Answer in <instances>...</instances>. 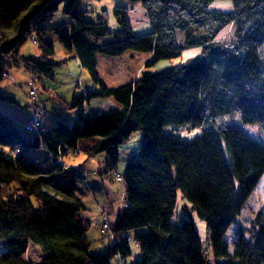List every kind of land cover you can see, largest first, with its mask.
<instances>
[{"label": "trees", "instance_id": "trees-1", "mask_svg": "<svg viewBox=\"0 0 264 264\" xmlns=\"http://www.w3.org/2000/svg\"><path fill=\"white\" fill-rule=\"evenodd\" d=\"M131 1L140 3L150 33L133 34L121 7L112 10L118 30L111 32L104 9L95 22L85 20L81 0H0V82L19 64L33 78L53 80V71L65 59L54 60L52 43L42 40L48 31L42 24L62 4L70 30H51L94 84L91 92L72 96L67 108L77 112L76 120H57L32 139L0 111V264H33L23 258L28 243L43 253L36 264H111L115 256L124 260L130 255L128 243L116 241L127 231L134 232L141 255L131 264H208L192 225L169 222L176 190L205 221L212 257L228 259L225 264H264V207L252 222L250 239L240 236L231 255L224 241L264 174V145L238 127L207 130L190 141L161 132L169 125L200 127L219 116L239 115L244 125H264V0H230L233 11L226 14L208 10L212 0ZM211 24L216 27L209 29ZM228 27L232 40L225 43L226 36L219 33ZM175 32L185 34L182 46L163 40L164 35L173 39ZM86 35H112L113 41L97 45L87 42ZM29 38L37 45V58L19 53ZM194 47L200 55L184 65L143 70L134 81L113 88L102 82L96 68V55L150 53L144 65L148 69ZM92 99H111L121 109L85 116L83 107ZM0 100L8 98L0 93ZM136 130H142L143 141L121 174L128 207L116 215L114 244L104 254H89L84 208L75 194L76 170L64 169L57 159L80 140L99 138L86 157L103 153L101 174L112 172L118 147ZM39 149L51 157L46 170L26 162L27 153Z\"/></svg>", "mask_w": 264, "mask_h": 264}, {"label": "rangeland", "instance_id": "rangeland-1", "mask_svg": "<svg viewBox=\"0 0 264 264\" xmlns=\"http://www.w3.org/2000/svg\"><path fill=\"white\" fill-rule=\"evenodd\" d=\"M128 4L129 0H81L80 10L85 12L84 18L86 21L95 22L101 17V11L104 9L106 11V17L108 19V26L111 30H114L115 26L117 27V24L112 13L113 8H127ZM130 5L131 4H129L128 6V14L130 23L133 27V31L137 34H146L150 27L145 14H140L139 12L133 13L130 8H134L135 6ZM136 8L138 11V7ZM206 8L208 10L218 11L224 14L233 11L232 2L230 0H212L208 2ZM136 16L139 17V19L135 20ZM70 26L71 20L63 13V6L62 4H60L52 19L42 24V27L48 30L42 37V40L52 43V45L56 46L57 48L59 45L57 36L51 29L59 28L60 32L66 33L69 32ZM215 27L216 25H208L209 29H214ZM195 34L196 37L199 38L202 35V32H195ZM219 36H226L223 42H231L232 37L230 34V27H228L227 29H222V31L219 33ZM85 37L87 42L95 43L97 45L107 44L113 41L112 35L105 36L103 38H94L90 35H86ZM163 40L167 43H170L172 40H174V42L178 46H182L185 40V34L181 32H175V34L173 35V39L170 35H164ZM36 49V43L29 38L20 47L19 53L22 56L27 57L32 55ZM200 53L201 50L198 47L184 49L180 52L179 56L171 59L159 60L148 69H145L144 65L151 59L150 53H136L127 51L119 60L112 59L114 57L96 55L98 59L97 72L99 73L102 81L105 82L106 86L108 88H113L119 86L118 84H121L122 82L125 83L126 81L132 80V76H135V74L136 76H138L139 73L143 70L155 73L166 68L182 66L190 58L198 57ZM262 58L263 59L261 60L264 63V52L262 54ZM57 59L58 57L56 55L54 60L57 61ZM106 59H111L112 61H107ZM64 68L65 66L55 69V73H57V79L54 81V83L51 81H46L42 77L33 78L24 71L21 64L11 68L0 82V93L8 98V100H0V111L9 116L19 126H21L23 122L29 120L26 124L28 125L32 117V111L38 108L48 113L52 110V108L57 109L59 107L60 114L58 116L60 117V119L66 122L71 120L70 114L67 113H70V111L74 110L64 107L60 102L56 101L55 98V95L60 96L56 93L57 91L61 93L66 89L64 83L65 81H67V77H65L66 74H64V71L66 69ZM80 72L81 77L80 75L75 76V81L76 83L79 82L80 85L84 86L85 84H88L90 82V77L85 70L82 69ZM131 73L132 75H130ZM42 81H46L44 87L41 85ZM47 83H49L50 85H55L57 90L55 91L54 87H48L49 85ZM31 91L33 92V94L30 93ZM46 126H52L50 119H47ZM223 127L241 128L248 136L264 145V125H244L239 115L231 118L223 116L208 118L206 124L200 127H194L190 123L164 126L162 127L161 132L163 135H173L174 137H177L183 141H190L195 137L200 136L207 130H214ZM141 138H143L142 130H136L130 134L128 139L129 141H137ZM96 155L104 154L98 153ZM34 159L37 161H41L40 153H35ZM95 162L97 163L98 161L96 160ZM107 181V183L111 185V180H109V178H107ZM113 189L115 188L113 187ZM123 192V190L120 191L118 189L113 191V194L111 196L114 207L112 211L113 213L109 215V219L112 225L114 224L116 210L121 209L125 202ZM263 207L264 174L255 185L250 196L241 208L239 215L235 218L233 224L230 226L224 236V241L228 246V253L230 255L232 254L235 241L240 236H242L245 240L250 239V236L252 234V222L257 213ZM169 222L172 225H180L184 222L190 223L192 225L199 240L202 251L207 258L208 264H225L228 261V259H216L212 257V255L210 254V247L208 245L206 223L196 215L191 207V204L184 198L180 190H176L175 207L172 215L169 218ZM143 231L144 230H142V232ZM87 232L88 239L91 241H89L91 244L88 249L89 254L106 253L109 247L108 241L106 237L100 234L99 228L97 231L87 229ZM127 233V243L130 249V255L124 259V264H131L134 261H138L141 255L139 249L135 246L134 232L127 231ZM2 249V244L0 242V252H2ZM115 262L116 260L112 258L111 264H115Z\"/></svg>", "mask_w": 264, "mask_h": 264}, {"label": "crops", "instance_id": "crops-1", "mask_svg": "<svg viewBox=\"0 0 264 264\" xmlns=\"http://www.w3.org/2000/svg\"><path fill=\"white\" fill-rule=\"evenodd\" d=\"M129 4H131L130 6L132 5L135 6L134 8H130L133 13L139 12L140 14L142 13L144 14V11L139 2H134V1L129 0ZM128 6L127 8L125 7L124 9L126 10V15L130 22V18L128 14V8H129ZM136 7H138V11ZM137 19H139V17L136 16L135 20ZM131 28H132L133 34L140 35L133 31L132 25H131ZM117 30H118V25L117 27L115 26L114 30L110 29L111 32H115ZM150 32H151V29L149 28L148 32L146 33H150ZM53 48L58 57L57 60L65 59V63L61 64L57 68L65 66L64 69L66 70L64 71V74H66L65 77H67L66 79L67 81H65L64 83V85L66 86V89L63 90L61 93L57 91L56 93L59 94L60 96L55 95V98H56V101L63 103L62 105L64 107H68L73 95L77 93L91 92L94 87V84L91 82L90 79H89L90 82L88 84H85L84 86L80 85L79 82L76 83L75 76L80 75L81 77L80 71L82 70V68L76 63V60L73 58V55L65 53L59 45L57 48L56 46L53 45ZM122 55L116 56L112 59L119 60L120 58H122ZM38 56H39V51L37 48L33 52V54L30 56H27V58H37ZM106 60L108 61L111 59H106ZM97 63H98V59L96 57V68H97ZM55 74H56V77H55ZM130 75H132V73ZM132 77H133L132 80L126 81L125 83L122 82L121 84H118V85L130 83L135 80V77L137 78L136 74L135 76H132ZM56 79H57V73H55V70H54L53 80L51 82L54 83ZM46 81H42L41 85L43 87L45 86ZM103 83L105 84V82ZM47 84L49 85L48 87H51V88L54 87L55 88L54 90L55 91L57 90L55 85H50L49 83ZM120 109H121V106L116 104L111 99H92L84 105L83 112L85 116H98V115L114 113L116 111H119ZM59 114H60L59 107L57 109L52 108V110L48 113L45 111V128L49 127V126H46L47 119H50L52 126L56 124L57 120H61L60 117L58 116ZM67 114H70L71 120L68 121L69 123H72L74 120L77 119V112L75 110L70 111V113H67ZM28 121L29 120L23 122V124L19 126L17 123H15L12 120L14 126L22 134V136H24L26 139H32L33 134H34L33 131L26 129V124L28 123ZM99 141H100L99 138H90V139L80 140L77 144V149L79 151L78 155H74V156L66 155L65 157L60 159V164H59L66 170H76L75 194L80 199L83 205V208H84V211L82 212L81 216H82V219L86 222L88 229L89 230L92 229L93 231L98 230L99 223L101 222V219H100L101 211H105L108 215L113 213L112 211H113L114 205L112 203V197H111L113 194V191L118 190V189L120 191L122 190L125 191V185H124L123 180L122 181L115 180L114 173L122 174L127 162L130 161L134 157L137 149L141 146L143 138L137 141L135 140L129 141L128 139L126 142L120 145L118 147V163L116 164L112 172H107L104 174H101V171L104 168L105 155H94L90 158L86 157V152L92 147H94L95 145H97ZM37 152L40 153L41 155V161H37L34 159V154ZM94 160L95 161L97 160L98 162L96 163ZM26 162L34 164L39 170H46L52 165L51 157L43 149L28 152ZM107 178L111 180V185L107 183L108 182ZM113 187L115 189H113ZM123 197H124V192H123ZM119 211L120 209L116 210L114 219H116V215ZM127 235L128 233L118 234L116 237V241L117 242L119 241L128 242ZM86 237L88 239V232H86ZM88 241L90 240L88 239ZM42 257H43V253L41 252V249L38 246L28 243V246H27L26 252L23 255V258L28 262L36 264L41 260ZM113 259L116 260L115 264H124V260L120 259L118 256H115Z\"/></svg>", "mask_w": 264, "mask_h": 264}, {"label": "built area", "instance_id": "built-area-1", "mask_svg": "<svg viewBox=\"0 0 264 264\" xmlns=\"http://www.w3.org/2000/svg\"><path fill=\"white\" fill-rule=\"evenodd\" d=\"M33 94V92H30ZM26 129L32 130L34 134L37 136L43 135L45 132V111L38 108L32 111V117L28 125H26ZM78 149H71L67 153V155H77ZM57 162L60 163V159H57ZM114 179L117 181H122V175L119 173H114ZM123 207H128V204L124 202ZM101 222L99 223V232L102 236L107 238L108 244H114V234H113V225L110 222L109 215L105 211L100 212ZM135 246L138 247V243L135 242Z\"/></svg>", "mask_w": 264, "mask_h": 264}, {"label": "water", "instance_id": "water-1", "mask_svg": "<svg viewBox=\"0 0 264 264\" xmlns=\"http://www.w3.org/2000/svg\"><path fill=\"white\" fill-rule=\"evenodd\" d=\"M0 254H1V252H0Z\"/></svg>", "mask_w": 264, "mask_h": 264}]
</instances>
